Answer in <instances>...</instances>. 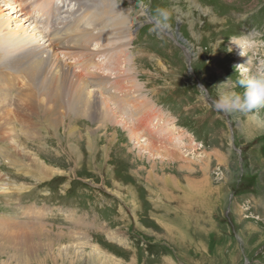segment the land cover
<instances>
[{"label":"rangeland","instance_id":"obj_1","mask_svg":"<svg viewBox=\"0 0 264 264\" xmlns=\"http://www.w3.org/2000/svg\"><path fill=\"white\" fill-rule=\"evenodd\" d=\"M47 2L62 5L0 0V37L46 32ZM102 2L71 21L99 13L103 37L59 55L95 80L115 121L56 111L26 136L19 117L14 131L0 118V264H264V131L197 89L215 97L236 66L264 60V0H140L143 13L121 0L111 15ZM157 7L173 10L168 30H154Z\"/></svg>","mask_w":264,"mask_h":264},{"label":"bare ground","instance_id":"obj_2","mask_svg":"<svg viewBox=\"0 0 264 264\" xmlns=\"http://www.w3.org/2000/svg\"><path fill=\"white\" fill-rule=\"evenodd\" d=\"M66 1L62 0L61 6L54 2H47L52 10L44 8L48 12V15L45 14L49 23V29L45 30L46 32L36 34L34 27H31L29 30L31 34L26 35L20 34L19 30L6 28L3 32L5 37H0V39L2 38L0 40V108L2 109L0 118L7 120L10 125L9 131H14L11 128V114L19 117L17 121L20 123V132L26 136L32 133V124L37 117L36 115L43 114L44 116L56 111L59 116L60 113L63 114L62 117H68L71 113L73 116L90 114L89 117L98 124L115 121V112L112 110L109 100L107 101V98L103 97L102 90L92 88L95 85L92 82L94 79H90L92 80L90 84L88 82L89 77L83 76L85 75L83 71L75 70L73 65L64 57L71 47H74L75 50V43H81L76 48L87 49L88 43L98 37H103L104 33L99 34V32H103L104 17L98 15L99 13L97 15L91 14L85 9L86 13L72 23L71 19L74 17L72 10H77L79 7L80 9L84 8L82 5L84 0H69L71 7L64 9L63 7L67 6ZM38 3L41 7L42 4ZM101 5L99 10L103 13L110 14L113 12L108 0H103ZM74 6L76 8L72 9ZM11 7L10 4H7L5 9ZM19 10H24V13H27L28 8L26 11L23 6ZM90 15H93V21L88 19ZM32 20L36 21L35 18ZM1 28L2 25H0ZM90 32H92L91 35ZM240 47L237 49L239 56L242 51ZM60 52L64 53L63 57L59 55ZM67 54L70 55V52ZM240 59L239 57L238 61ZM92 73L96 74L94 71ZM29 88L33 91L27 92L26 90ZM119 95L121 94L117 96ZM125 102L131 107L135 106L133 97H127ZM59 118H53V122H58ZM20 120H23V123Z\"/></svg>","mask_w":264,"mask_h":264},{"label":"clouds","instance_id":"obj_3","mask_svg":"<svg viewBox=\"0 0 264 264\" xmlns=\"http://www.w3.org/2000/svg\"><path fill=\"white\" fill-rule=\"evenodd\" d=\"M121 0H112V9L116 11ZM143 13L145 9L138 0L135 7ZM173 10L167 7H157L155 9L154 30H168L171 27ZM241 55H245L244 49ZM239 70L235 81L228 78L214 86L215 97L210 95V91L203 85L197 87L199 91L198 99L205 105L210 106L217 113L233 114L240 113L247 117L248 124L258 131H264V60H261L254 68L246 64L236 66ZM237 89H240L239 91Z\"/></svg>","mask_w":264,"mask_h":264}]
</instances>
